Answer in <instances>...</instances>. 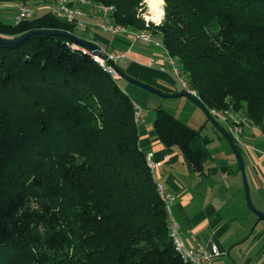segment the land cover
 <instances>
[{"label": "trees", "instance_id": "1", "mask_svg": "<svg viewBox=\"0 0 264 264\" xmlns=\"http://www.w3.org/2000/svg\"><path fill=\"white\" fill-rule=\"evenodd\" d=\"M94 1L114 6L115 24L150 30L209 110H243L264 132V0H165L148 25L143 0ZM40 29L83 37L54 11L0 20L4 38ZM135 111L71 39L0 42V264H191L170 238ZM154 125L202 167L206 151L191 146L199 129L162 106Z\"/></svg>", "mask_w": 264, "mask_h": 264}, {"label": "crops", "instance_id": "2", "mask_svg": "<svg viewBox=\"0 0 264 264\" xmlns=\"http://www.w3.org/2000/svg\"><path fill=\"white\" fill-rule=\"evenodd\" d=\"M32 1L40 14L57 8L56 0ZM19 3L21 0H15L14 11ZM74 4L87 10L85 19L89 25L86 32L77 28L76 31L104 50L125 51V56L117 64L123 66L127 74L166 93L185 91L170 69L169 53L159 40L160 44L142 39L133 41L135 31L132 29L117 34L103 31L100 24L113 21L111 11L87 7L79 0ZM116 78L124 81L123 84L119 82L120 86L141 110L138 122L141 148L147 154L152 153L155 161L161 162L153 174L157 182L176 195L172 210L181 224L186 243L189 246L198 243L218 245L222 254L216 258L215 264H263L264 219H260L247 204L240 164L227 138L219 130L218 133L205 134L206 125L200 124V120L191 123L196 110L183 115L191 100L189 97H163L120 75ZM164 98H175L182 104L175 111L166 106L165 109L199 129L200 134L193 139L191 146L207 153L201 168H196L178 145L167 146L159 138L154 125L155 110L164 106ZM230 111L242 120L241 134L232 137L245 163L252 202L264 212V132L253 124L245 111ZM220 123L227 129L225 123Z\"/></svg>", "mask_w": 264, "mask_h": 264}, {"label": "built area", "instance_id": "3", "mask_svg": "<svg viewBox=\"0 0 264 264\" xmlns=\"http://www.w3.org/2000/svg\"><path fill=\"white\" fill-rule=\"evenodd\" d=\"M82 4L87 7H98L103 11H113L114 6L105 5L102 3H97L94 0H79ZM57 8L54 10L63 20L68 23L74 24L75 27L82 32H86L89 29V25L85 19L87 15V10L81 7H77L74 2L75 0H56ZM37 7L29 2H21L18 4L13 23L19 24L24 20L31 19L36 15ZM150 20L147 18L146 23L149 24ZM159 23V22H158ZM100 28L103 31L110 32L112 34H117L122 31L128 30V28L115 24L114 22H103L100 24ZM134 38L133 41L142 39L145 41H150L155 44H160L157 39L154 38L152 32L147 29H142L139 31L133 32ZM84 48V47H83ZM85 50H88L84 48ZM103 53L106 54V57H103L99 54L93 53V57L96 61L100 62L105 70L112 73L115 77L119 74L117 72L114 64L117 63L119 59L125 56V51L118 50L115 52L102 49ZM170 69L175 72L179 79V83L185 91H188L191 94L197 96V93L192 89L188 83L186 77L181 73V68L179 62L176 58L169 54L168 59ZM135 120L136 122L140 121L141 110L135 105ZM212 115L216 117L220 122L226 124L227 129L232 134V136L238 137L242 132L241 119L236 118V116L230 111H220L217 109L210 110ZM149 166L151 167L152 172L154 173V168L156 165L161 164L159 161H155L153 154L149 153L146 155ZM157 188L160 194V198L165 204L167 215H168V224H169V235L172 240V243L181 256V258L191 264H215L216 258L221 256L222 252L219 249L218 245L210 244L205 245L203 243H198L195 246H189L184 238V234L181 228L180 222L176 219L173 214L172 206L176 201V195L167 190L166 186L162 183H157ZM264 264V263H263Z\"/></svg>", "mask_w": 264, "mask_h": 264}, {"label": "water", "instance_id": "4", "mask_svg": "<svg viewBox=\"0 0 264 264\" xmlns=\"http://www.w3.org/2000/svg\"><path fill=\"white\" fill-rule=\"evenodd\" d=\"M36 33H49V34H54V35H61V36H65L69 39H71L72 41H74L75 43L81 45L82 47L88 49L90 52L92 53H96L99 54L103 57H106V54L103 53L102 48L97 45L96 43L80 37L78 35L69 33V32H64V31H50V30H46V29H40V30H33L30 31L26 34H24L21 37L18 38H13V39H9V38H4L2 36H0V42L1 43H7V44H13V43H19L21 41H23L25 38L36 34ZM117 69V68H116ZM117 72L120 76L124 77L125 79L129 80L130 82L137 84L143 88H145L146 90L155 93L157 95L163 96V97H177V96H187L189 97L191 100H193L199 107L202 108V110L206 113V115L209 117V119L213 122V124L217 127V129L227 138V140L229 141L238 161L240 164V169H241V173H242V177H243V182H244V188H245V195H246V200H247V204L249 206V208L255 212L258 217L260 219H264V212L260 211L259 209H257L251 199V194H250V187H249V183H248V179H247V175H246V171H245V163L242 157V154L239 150V148L237 147L235 141L233 140V137L231 135V133L217 120L216 117H214L211 113V111L209 110V108L207 106H205L203 104V102L198 98V96L189 93L188 91H181L178 93H166L148 83H145L143 81H141L140 79L134 78L132 76H130L129 74H127L126 72L117 69Z\"/></svg>", "mask_w": 264, "mask_h": 264}, {"label": "rangeland", "instance_id": "5", "mask_svg": "<svg viewBox=\"0 0 264 264\" xmlns=\"http://www.w3.org/2000/svg\"><path fill=\"white\" fill-rule=\"evenodd\" d=\"M29 2L31 4H33L36 7V4L33 3V1H27V0H21V2ZM142 8H140V14L144 17V19L146 20L152 13V8L150 6V0H143L142 2ZM165 5H166V1L163 0L161 7L163 9V17L165 15ZM15 0H10V1H5V2H0V20L6 23H12L13 19H14V14H15ZM41 11H36V15H39ZM150 21H154L156 23L160 22V21H156L153 20L151 18H148ZM106 21V20H105ZM79 35H83L81 33H79V31L77 32ZM118 82H120V84H123L124 81L123 80H119ZM164 106H162L163 108L168 107L170 110L175 111L177 109H180V107H182L181 103L179 104L178 101H176L175 98H164ZM166 106V107H165ZM194 109L196 110V114L193 116L191 123H195L198 120H200V124H205V134L207 135H211L212 133H218V129L217 127L213 124V122L209 119V117L206 115V113L202 110L201 107L199 106H195L194 103L190 100L188 101V104L185 106L184 108V113L183 115H186V113H190L192 112L191 110Z\"/></svg>", "mask_w": 264, "mask_h": 264}, {"label": "bare ground", "instance_id": "6", "mask_svg": "<svg viewBox=\"0 0 264 264\" xmlns=\"http://www.w3.org/2000/svg\"><path fill=\"white\" fill-rule=\"evenodd\" d=\"M163 0H150V6L152 8L151 15L148 18H151L156 21H160L163 18V9L161 7Z\"/></svg>", "mask_w": 264, "mask_h": 264}]
</instances>
